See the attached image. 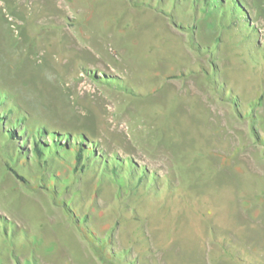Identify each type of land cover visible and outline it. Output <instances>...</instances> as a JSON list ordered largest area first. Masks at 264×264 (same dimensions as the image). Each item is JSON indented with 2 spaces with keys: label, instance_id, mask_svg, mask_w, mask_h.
Wrapping results in <instances>:
<instances>
[{
  "label": "rangeland",
  "instance_id": "374dc122",
  "mask_svg": "<svg viewBox=\"0 0 264 264\" xmlns=\"http://www.w3.org/2000/svg\"><path fill=\"white\" fill-rule=\"evenodd\" d=\"M0 264H264V0H0Z\"/></svg>",
  "mask_w": 264,
  "mask_h": 264
},
{
  "label": "crops",
  "instance_id": "0c3cea01",
  "mask_svg": "<svg viewBox=\"0 0 264 264\" xmlns=\"http://www.w3.org/2000/svg\"><path fill=\"white\" fill-rule=\"evenodd\" d=\"M56 0H54V2H55ZM86 2V1H85ZM87 3V2H86ZM55 9H58V10H60V11H64V6L62 5V4H60V3H58L57 2V4H56V8ZM52 19V18H51ZM54 19V18H53ZM53 20H51L50 22H52ZM79 31H80V29H79ZM79 31H75L74 30V32L75 33H77L79 36H80V32ZM62 33L63 35L65 34V29L63 30V31H61V30H59V33ZM105 40V39H104ZM83 40L81 39V41H80V44H79V46H77L76 47V51L77 52H81L82 50H83V48H85V49H88L91 53H93L92 52V50L87 46V45H85L84 44V42H82ZM100 41L101 42H103V38H101L100 39ZM90 44H91V41H88ZM83 46V47H82ZM40 61H41V59H40ZM37 64H33V66H32V70H36V71H38V72H40L41 70H43V69H45V72L49 69V67H48V65H46V63H44V62H40V63H38V62H36ZM59 68H65L64 67V64L63 65H60V64H58L57 63V69H59ZM197 92H199V91H197ZM200 95L202 96L203 94H202V92H200ZM232 151H236V147L234 146H231V152ZM236 162V161H235Z\"/></svg>",
  "mask_w": 264,
  "mask_h": 264
},
{
  "label": "trees",
  "instance_id": "16d2710c",
  "mask_svg": "<svg viewBox=\"0 0 264 264\" xmlns=\"http://www.w3.org/2000/svg\"><path fill=\"white\" fill-rule=\"evenodd\" d=\"M38 149V151H40V149L39 148H37Z\"/></svg>",
  "mask_w": 264,
  "mask_h": 264
}]
</instances>
